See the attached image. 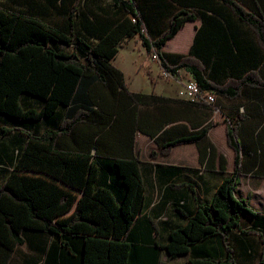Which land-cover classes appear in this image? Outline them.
Returning <instances> with one entry per match:
<instances>
[{"label":"trees","instance_id":"obj_1","mask_svg":"<svg viewBox=\"0 0 264 264\" xmlns=\"http://www.w3.org/2000/svg\"><path fill=\"white\" fill-rule=\"evenodd\" d=\"M178 1L109 0L97 10L84 2L82 15L70 9L77 26L70 20L63 29L0 7V115L36 120L64 109L57 127L38 134L25 132L27 139L15 163L0 181V264H7L29 231L49 234L62 246L67 244L66 234L72 248L79 238L80 264H169L160 260L159 251H146L125 238L144 200L134 134L139 130L154 136L160 154L173 145L195 143L202 160L213 124L160 142L156 134L161 125H155L148 112L142 113L141 106L180 102L220 111L216 98L243 103L245 108L227 116L234 172L221 180L209 205H199L182 226L168 232L166 243L154 246L167 258L190 254L187 264H237L228 238L240 231L259 238L261 250L254 264H264V230L242 228L243 217L252 219L258 213L235 188L242 164L264 178V64L257 70L233 66L226 42L232 41L240 51L235 29L246 28L264 52V0H181L201 5L203 10L197 13L185 7L173 9L171 4ZM155 7L159 17L152 11ZM205 16L210 19L207 23ZM165 17L162 29L150 33L148 19L160 22ZM196 19L206 24L203 48L218 47L228 65L232 76L224 82L210 79L213 69L204 52H194L202 25L188 54L163 52L165 42L185 22ZM132 37L147 54L157 55L160 68L173 79L178 80L179 71L185 70L201 93L214 96V103L129 91L111 60L120 40ZM25 95L37 99L40 108L24 109L21 96ZM247 102L254 104L248 111ZM12 129L0 126V135ZM220 169L224 173L223 160ZM213 237L219 238L220 253L211 246L209 255H201Z\"/></svg>","mask_w":264,"mask_h":264},{"label":"crops","instance_id":"obj_2","mask_svg":"<svg viewBox=\"0 0 264 264\" xmlns=\"http://www.w3.org/2000/svg\"><path fill=\"white\" fill-rule=\"evenodd\" d=\"M84 2L94 10H97L102 3L101 0H0V7L6 10L22 13L27 16L41 20L56 28H66L71 20L77 26L78 19L70 17V9L74 7L84 12ZM173 9L185 7L197 13L203 10L201 5L191 2L171 4ZM153 13L159 17L158 9L155 7ZM210 13V12H207ZM206 23L208 19L207 16ZM148 19V30L157 34L166 23L158 19ZM202 25V31L198 32L194 52H204V59L207 65L213 70L209 78L215 82H224L232 74L228 70L223 55L219 54L220 49L203 48L205 43V21L202 24L200 19L187 21L178 32L168 39L163 52L169 54H188L194 43L197 30ZM204 27V29H203ZM234 35L237 48L232 41H226L230 46V53L233 66L245 70H257L264 64V52L256 46L252 34L246 28H236ZM136 37L123 38L117 45V53L111 60V64L118 68L123 74V81L131 92L141 94H154L163 97L181 99L183 101H194L192 96L185 94L183 89V77L187 72L179 71L180 79H164L160 74L158 61L151 55L146 54L144 49L134 43ZM125 59L121 56V52ZM209 54V55H208ZM237 54V55H236ZM120 55V57H119ZM119 59V62L116 60ZM189 75V74H188ZM233 76H236L234 74ZM216 103L221 107L219 115H215L208 106L195 107L180 102H171L151 106H141L142 113L148 112L154 124L161 125L159 132L161 141H169L177 137L184 130L195 131L212 121H219V124L209 129L207 144L203 145L202 160L199 158V149L195 143H182L171 146L166 154H160L159 145L155 142L154 136H149L139 130L134 134V152L139 158V173L144 188V200L141 212L135 219L131 229L126 233V241L148 251L150 249L159 251V258L162 261L174 263L175 261L187 260L190 254H184L176 258H167L164 251L158 249L154 244H164L168 240V232L171 229L182 226L186 218L194 214L199 205H209L215 188L223 178L234 172L235 153L225 146L227 138V116L236 115L237 109L244 111L243 103L228 101L223 98H216ZM21 105L24 109L38 110L40 103L30 96H21ZM247 111L254 104L246 103ZM64 109L59 108L55 114L40 119H12L0 115V126L13 128L11 131L0 135V181L4 180L19 150L22 148L27 137L25 132L38 134L46 128L57 127L60 124ZM209 145L213 150H209ZM156 153L152 155V152ZM221 160H223L224 173L221 172ZM241 175L238 176L236 194L245 199L253 211L257 214L251 220L243 217L242 228L264 230V211H259L249 199L245 198L238 188L242 178L264 179L252 173L249 165L242 164ZM108 182V180H107ZM112 184V183H111ZM80 195V192H78ZM72 206L70 213L74 209ZM67 213V214H68ZM65 246L49 234L29 231L23 235V243L15 247L10 255L7 264H80L81 242L77 238L76 246L72 248L71 238L64 234ZM229 246L231 247L237 264H254L261 250L259 238L254 234H245L240 231H233L229 234ZM219 238L213 237L207 241V249L201 250V255H209L213 246L217 254L220 253L218 246ZM213 251V250H212Z\"/></svg>","mask_w":264,"mask_h":264},{"label":"rangeland","instance_id":"obj_3","mask_svg":"<svg viewBox=\"0 0 264 264\" xmlns=\"http://www.w3.org/2000/svg\"><path fill=\"white\" fill-rule=\"evenodd\" d=\"M108 1L109 0H101V2H103V3H106ZM134 43L137 44L138 47H141V45L137 42L136 38H135ZM120 55L124 56L125 59L127 57H129V56H125V53L123 52V50H122ZM120 55H119V57H120ZM150 55L151 54H149V56ZM116 61L119 62V59H117ZM160 74H161V77L164 78V79H172V77L169 74H168L169 76H165L163 74V69H161V68H160ZM188 77H189V75L187 73L183 77V80L187 79ZM179 79H180V76H179ZM213 114L219 115V112L215 109ZM211 123L213 124L212 127H215V126H217L219 124V121L216 120V121H212ZM224 142H225V146H227L229 149H231V151L233 153L234 150L228 144L227 138L225 139ZM238 188L240 190V193L245 198L249 199L250 203H252L254 208H256L257 210L262 211V212L264 211V179L242 178L241 179V184H239ZM184 262H185L184 260H179V261H175L174 263H169V262H167V263H169V264H185Z\"/></svg>","mask_w":264,"mask_h":264},{"label":"built area","instance_id":"obj_4","mask_svg":"<svg viewBox=\"0 0 264 264\" xmlns=\"http://www.w3.org/2000/svg\"><path fill=\"white\" fill-rule=\"evenodd\" d=\"M152 58L158 61L157 55L154 54ZM163 74L165 76H169L168 73L165 71H163ZM183 89L185 91V94L193 96V97L201 98V102H204L206 104L212 105L215 101L214 96L212 94L207 93V92L206 93L200 92L196 80L191 75H189V77L184 80ZM216 110L219 111L218 109Z\"/></svg>","mask_w":264,"mask_h":264},{"label":"bare ground","instance_id":"obj_5","mask_svg":"<svg viewBox=\"0 0 264 264\" xmlns=\"http://www.w3.org/2000/svg\"><path fill=\"white\" fill-rule=\"evenodd\" d=\"M192 98H193L194 100H196V101H200V102H201V98L193 97V96H192Z\"/></svg>","mask_w":264,"mask_h":264}]
</instances>
